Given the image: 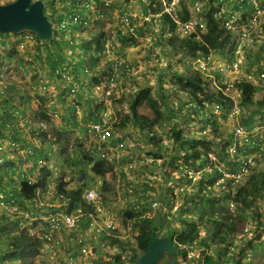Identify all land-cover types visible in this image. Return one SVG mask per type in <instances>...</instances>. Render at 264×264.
I'll return each mask as SVG.
<instances>
[{
    "label": "rangeland",
    "instance_id": "374dc122",
    "mask_svg": "<svg viewBox=\"0 0 264 264\" xmlns=\"http://www.w3.org/2000/svg\"><path fill=\"white\" fill-rule=\"evenodd\" d=\"M10 1L15 0H0V3L7 4V2ZM42 1L45 4L47 3L45 12L51 15V8L49 7L48 1ZM207 1L208 0H119L111 9L107 11L101 10V13L104 15L97 16L96 22L91 29L76 33V43L78 41V44L81 45L87 42H94L97 32L106 33L108 43L106 44L105 56L99 68L106 67L107 63H110L114 59L121 61L123 64L131 65L132 67L129 74L118 73V78L114 83L108 82L107 79L101 83L92 79L88 80V83H86V86L83 88L84 90L82 89L85 92V97H88L87 91H89L91 101L92 99L94 101V97H97L95 101L99 103L102 102L105 105L106 110L103 113H107L108 117L113 122V142L115 145H120L118 149H115L116 151L112 155V163L115 166L116 172L105 178L95 176L91 172L92 164L86 157H91L87 149L92 146L94 141L90 136H85V133L81 134L79 132L80 127L78 122L80 119L85 120L86 118H90L89 112L92 108V104L89 103L88 106L86 101H83L81 95L76 94L77 97L67 95V85L49 76L50 70L46 63L48 51L45 46H42L41 50H38L36 42L26 43L23 47L15 44L17 39L27 32H22L23 34H0V42H14L10 49L4 50L9 51L7 55L11 69L9 73L10 85H8L6 95L0 98V113H2L0 117H2L6 111L13 113L16 117L23 114V112L26 116H34L32 113L35 111L37 112L40 105L43 104V107H45L50 116V120L47 123L49 135L52 136V138H50L53 140L57 139L58 141L56 144H52V150H48L52 155L50 163L55 171H65L66 177L71 178L70 182L72 184L69 187L76 186L77 178L82 172L87 173L86 182L88 186L86 190L89 188H96L102 193L104 196L103 198H105L104 200L108 204L109 214L114 220L115 230H117L116 234L109 235L114 240L103 239V236L95 234L90 230H85L82 227L75 230H63L55 234L52 243L45 245L43 256L38 258L34 264H115V260L120 257L123 259V262L127 264L128 258L123 251V247L126 250L136 247L134 233L137 231L138 225H135V221L144 218L157 221L159 227L162 229V235L168 230L179 226L176 212L181 209L184 204L183 201L185 202V200L178 195L180 191L188 189L190 186L187 185L186 182H178L179 174L177 173V169L168 166L169 161H171L173 159L172 157L176 154H174L172 150L170 152L171 154H164L162 158L156 159L153 154V152H155V146L154 143L148 140V131H141L139 126L134 122H128V124L121 129L115 128L114 126L126 119L128 115L126 104L135 96L139 88L143 87L151 89L152 93L156 96L164 95L166 97V103L175 113L174 116H170V114L166 112L169 120L164 121L165 131L175 125L183 129L185 134L190 138L199 134L212 137L214 136V128H217L221 133V138H226L228 141H231L230 137L234 133L235 126L239 125L248 109H245V111L244 108L238 104L239 114L233 115L232 108L230 109L229 105L225 104L224 101L216 99V102L209 103V114L206 117L190 115L186 105H183L188 99L179 88L177 80L174 78V72L182 74L185 71V67L189 65V63H192L191 58L187 52H170L166 43H163L165 39L164 30L165 34L168 32L161 21L162 14H157L158 10L163 12L166 7L171 5L175 9L176 16L184 10H188L193 21L201 23L205 20V18H203L204 13L208 10ZM256 3L258 6H264V0H256ZM145 5L150 7L152 11H156L155 15L152 14L147 16L149 18L147 21L145 20ZM120 10L128 13L130 19L132 18L131 24L136 26L138 30L142 29L144 23H149V26L145 29L135 32L134 42L131 46L125 48L118 42L116 36V30L118 29L122 30L124 33L128 31L127 26L122 24ZM151 10H148V13H150ZM260 21L262 24L258 27L259 32L262 31L264 17ZM54 46L55 44L52 43L48 46V49L50 48L52 51L59 49V51L64 50L67 55L71 56L68 64L70 65L71 74L75 77L77 74L75 73L76 69L74 67H80L77 61L79 60V53H83L84 51H76V49L74 50L65 45L62 47L59 46L58 48ZM24 51L27 52L24 53ZM38 51H41V53ZM237 52H240V56L246 55L242 49H237ZM220 53L216 58L217 64L227 62L231 59L235 60L236 55L228 49ZM252 54V59L248 61V67L251 66V69L247 70V67L244 65H242L241 68V73H244V75L248 74L250 77L245 75L248 78L257 77V72L260 67L264 68V57L260 58V54L257 53V50ZM133 77L135 79H131ZM204 77L210 80L209 87L212 91H215L213 85H215L214 83L217 79L207 74H204ZM228 77L233 78L232 75H228ZM78 80L84 81L82 77H79ZM78 83V85H81L80 83L84 82L78 81ZM43 84H47V87H43ZM173 88L177 89L178 92H176V94L172 93ZM14 93L18 95L15 103L7 102L8 96ZM21 97H25L26 99L29 98L30 106L31 104L33 105L31 107L34 109L33 112L31 108H24L23 99H21ZM261 98L262 95L259 93L256 96V100H260ZM77 101L81 103L80 114L78 115L76 113V109L75 112L73 111L72 113L71 111V113H68L67 109L69 105H73L77 103ZM119 101L121 103H118ZM14 107H17V109ZM216 110L219 111L218 115L214 112ZM142 111L145 110L143 109ZM242 113H244V116H242ZM20 118L21 117H18V119ZM35 119H38L37 114H35ZM70 119L76 120V126L74 122H70ZM255 125L260 130L264 129V121H257ZM201 127L202 130L199 129ZM21 134L22 133L19 135ZM188 140L193 141L192 139ZM113 142H111V145ZM163 142L168 147L173 146V140L167 137H164ZM231 143L232 146L229 150L230 157L228 158L225 156V150L223 151L225 147L224 142L221 143V147L215 145L210 146L212 153L209 154V157L214 161V165L227 173L231 172L227 163L238 165L237 153L239 152V148L243 146L235 138ZM191 145L192 142H188L187 147ZM246 152H248L247 155L241 158L240 163L244 158L253 161L254 165L249 173H240L238 170L240 167L238 169L236 167L238 171L236 172L235 170V172L233 171L232 173H237L238 175L239 172L240 177H238L237 180L235 179L234 182L231 181L230 186L227 185V187L225 185V187H218V185L227 184V182H224L228 181L229 178L225 177L219 180L213 187L216 189L215 193H226L227 196L233 197L237 187H249L251 177L254 174H257V180L251 182L252 184L250 186L254 188V183H259L262 176L261 173L264 172V161L257 153L247 149ZM156 153L157 155H162L160 152ZM155 161L158 163V166L149 167ZM172 162H174L175 167L180 166V160H173ZM210 167L211 166L207 167V169H210ZM166 170L169 171L171 177L173 175V179H171V177H166ZM189 170H191V176L194 177L192 180L193 184L199 182V174L202 173V170L201 172H195V168H189ZM121 171L126 173L128 177L127 180L123 179ZM16 177H14L11 172H5V170L0 167L1 190L10 191L16 195L18 192L17 183H19ZM9 178L14 179L16 184L11 183ZM174 178L177 181H174ZM129 181L136 182V184L128 186ZM166 181H169V183ZM171 182H173V184H171ZM148 184L152 188L147 189L146 185ZM106 185L109 186V190H104V186ZM143 191H146L148 197L141 202L144 208L138 209L135 202L139 200ZM171 191L177 196L175 199L171 196ZM195 195L194 197L197 200L200 191H196ZM254 196L257 206L259 205L261 208L260 213H262V221L264 222V196H260L258 193ZM19 202L25 210L36 207L35 205L27 206L22 201ZM155 202L158 203L157 207L153 206ZM147 204L150 206L148 207ZM225 214L229 219L231 218L239 225L238 229L243 231L241 235L248 234L247 241H252L251 249L253 251L248 257V262L250 264H264V244H262V241H264V231L257 228L256 218H254L251 213H249L250 215L247 213V219L239 216L238 209L232 202H228ZM4 217L15 219L13 220L14 222L9 219L11 223H13L11 234L27 231L24 227L25 224H20L19 218L8 215L0 210V223H2ZM206 232L207 230L204 229L203 234ZM7 235L9 234H1L0 239L6 240L5 238ZM258 235H261V238H259ZM234 242L235 244L239 243L238 240H234ZM6 248L7 244L0 243L1 254L5 252ZM205 251L207 255H216L212 247ZM200 252L201 249L195 245L192 252H189L187 260L177 258L176 262L179 264H203L198 260L201 255ZM223 259L224 257H222L221 262L217 264H224L222 263V261H224ZM169 260L170 257L165 255L161 262L166 263Z\"/></svg>",
    "mask_w": 264,
    "mask_h": 264
},
{
    "label": "trees",
    "instance_id": "16d2710c",
    "mask_svg": "<svg viewBox=\"0 0 264 264\" xmlns=\"http://www.w3.org/2000/svg\"><path fill=\"white\" fill-rule=\"evenodd\" d=\"M14 1L7 2V4L12 3ZM220 0H208L207 8L208 10L204 13L203 22L200 24H204V31H201V26H198L196 33H193L191 36L181 37L178 34V22L184 24L193 20L191 18V14L188 10H184L182 13H179L177 19L175 20L170 15L165 12L157 11L161 13V21L165 25V29L168 32L165 34L164 30V42L166 43L168 49L172 53H180L187 52L191 58V62L189 65L185 67V71L182 74L178 72H174V78L177 80L179 88L186 95L187 101L183 103V105L187 107L190 115L196 117H206L209 113V103L216 102V99L224 101L225 104L230 106V109L234 106L235 101L229 98L224 89L226 85L222 82L223 90H215L209 87L210 80L204 77V73L198 69H196L194 63L198 59H207L211 56L212 60H217V56H219L220 52H223L227 49L232 50V52L236 51V42L238 41V37L233 35L230 30H227L226 27L222 25V22L218 19V12L221 11V7L219 6ZM226 5V12L231 11L230 16L237 12L240 15V20L242 23H246L254 12L257 11V7L259 10H264V6H257L253 3V0H224ZM146 17L149 15H155L156 11H152L150 7L146 6ZM148 10H151L148 13ZM123 13V10H121ZM153 12V13H152ZM47 14V13H46ZM49 17V15H48ZM264 17V15L260 18V20ZM229 18V16H228ZM130 19V17H129ZM132 18L130 19V21ZM261 23V21H260ZM262 24V23H261ZM260 24V25H261ZM259 25V26H260ZM149 23H144L142 27L143 30ZM258 26V27H259ZM256 29V32L258 30ZM69 29H73L74 31H79L78 27L70 26ZM138 28L135 29V32H139ZM57 31V30H56ZM55 31V32H56ZM255 32V33H256ZM253 34L254 43L252 46L247 43L242 47L244 53L246 54L245 59L247 62L252 59V53L257 50V53L260 54V58L264 57V23L262 26V31ZM23 34V33H22ZM57 36V32H56ZM116 36L118 42L122 45L123 48L129 47L135 40L134 34H123L122 30H116ZM37 39V48L41 50L42 46L47 48V67L50 70L49 76L54 77L60 82L64 84H68V90L66 91L69 96L83 95L85 92L83 91L84 86L88 83V80L99 81L100 83L107 78L111 77L114 72V63H107L106 67L102 68L100 66L101 61L103 60L106 53V44L108 43V39L105 32H97L95 34L94 42H87L83 45L78 44L77 48L83 52V56L79 53V61H81V65L79 68H76L75 80L77 82V90L73 95L71 94L72 86H70V82L64 79L62 76L57 75L56 71L59 67L67 66L70 68L68 64L70 57L65 53L64 50L52 51L48 46L52 43L55 44V48L59 46H67L64 41L60 43L53 38L52 40L42 43L36 35ZM50 45H49V44ZM41 53V51H38ZM221 54V53H220ZM41 58V57H40ZM242 61V59H241ZM188 64V63H187ZM247 70L251 69V66L248 67V64H245ZM132 70L131 65L122 64L119 66L117 73H126L129 74ZM264 74V68L259 69L257 72V77L259 79V85H254L251 81H248L245 75L248 74L240 73L238 78H243L239 81L240 84H237V87L241 91V98L238 99L239 105L247 110V113H242L244 116L239 123V126L245 128L247 131L252 132L256 125L257 121H264V79H260V76ZM79 77H82L83 80H78ZM223 81L224 79H230V77H225L224 75L219 76ZM131 79H135L134 77ZM79 82L81 85H78ZM109 81V80H108ZM174 82V81H173ZM238 82V81H237ZM99 83V84H100ZM43 87H47V84H43ZM83 89V90H82ZM83 91V92H82ZM177 89L173 88L172 93L176 94ZM182 93V94H183ZM262 95L260 100H256V96L258 94ZM6 95V94H5ZM3 97L0 94V98ZM18 95H9L7 102H14ZM77 97V96H76ZM94 101L97 97H94ZM220 98V99H219ZM23 99L24 108H31L29 98L21 97ZM166 97L164 95H154L152 90L149 88H139L137 93L131 100L128 101L127 108L128 110L127 117L118 125H115V128L121 129L124 128L128 122H134L139 126L141 131H148L149 136L148 140L151 143H154L155 152H153L156 159H160L164 156V154H171L170 152L173 150L174 155L171 161H169L168 166L170 168L177 169L178 182H186L190 187L188 189H184L180 191L179 197H183L185 202L183 201V206L179 209L177 213V219L179 226L177 228H172L168 230L163 235L172 234L176 241L177 251L174 254H163L159 259L158 264H179L176 262L177 258H181L183 260H187L189 252H192L195 245L201 249V255L198 258L199 261L203 264H217L220 263L222 257H224V264H250L248 262V257L252 253V241H247L248 234H242V230L238 229L239 225L235 223L231 218L227 217L225 214L228 202H232L236 205L238 209V215L243 218L248 217V214L251 213L254 218H256V224L258 229H262L264 231V222L262 221V213H260V206H257L255 194L264 196V172L261 173V179L259 183H254L255 187L252 188L250 185L251 182H255L257 180V174L252 175L249 187L241 186L237 187L233 197H229L224 194L215 193L216 189L213 187L219 181L224 179V173L221 169L214 165V161L209 157V154L212 153L211 145H215L221 147V143H225V156L228 158L230 147L232 146L231 141L235 138L234 133L231 135L230 140L228 141L226 138H221V133L217 128H214V136L207 137V135H195L193 137H188L184 130L173 126L169 128V130L165 131V120H169L168 115H175V113L171 110L168 104L165 101ZM93 101V99H92ZM80 105L79 101H77ZM6 103V102H5ZM118 103H121L120 101ZM77 103L73 105H69L68 111L75 112ZM17 109V107H14ZM13 108V109H14ZM94 113H92L94 119L91 122L97 123L100 120L102 113L106 110L105 105L102 102L96 101L93 105ZM145 111H142V110ZM245 110V111H246ZM69 113V112H68ZM38 119L41 121L49 122L50 116L43 104L40 105L38 111H35ZM244 114V115H243ZM26 116L23 114H20ZM19 116V115H18ZM16 118L13 113L6 111L2 117H0V128L2 130L6 129V124L10 123L11 125H16ZM74 118V117H73ZM82 121V120H81ZM70 122H74L75 126L77 124L75 119H70ZM82 122H88L83 120ZM80 122H78V125ZM202 130V127L199 128ZM16 140L21 138L19 135L21 132L18 128H13ZM166 132V133H164ZM48 134L49 131H48ZM262 140L261 145L264 147V129L261 130ZM164 137L173 140L172 147H168L164 142ZM253 137V136H252ZM251 137L252 140H255ZM52 138V136H51ZM47 136V134H43L41 140L45 143L47 150H52V144H56L57 139L53 140ZM188 139H192L190 141ZM260 137H257L259 140ZM188 142H192L190 147L188 146ZM246 147L239 148V152L237 153L238 165H232L231 163H227V166L230 168L231 172H235L236 167L239 168L240 160L243 156L247 155ZM248 150V149H247ZM222 151V153H223ZM250 151L257 153L260 158L264 161V151H260L259 148H253ZM156 152L162 153V155H157ZM88 159L91 162V172L98 177L105 178L108 175L114 174L116 172L115 166L112 162L103 160L100 158L89 157ZM46 166L41 169L40 174L36 179L29 180L26 178H21L20 175H17L15 170L12 168L14 166L13 163L8 162L3 167H1L5 172H11L12 175L19 179V183H17V188L19 189L16 193L15 197L18 201L26 200V201H34L38 198V192L47 185V180L50 175L53 174L54 168H50L49 164H51L52 156L47 157ZM173 160H180V166L175 167ZM124 162V161H122ZM152 164V163H151ZM165 165V164H164ZM158 166V163L155 161L149 167ZM210 169H207V167ZM148 167V165H147ZM148 167V168H149ZM189 168H195V172H201L199 174V182L193 184L192 180L194 177L191 176V170ZM204 170V171H203ZM238 170H236L237 172ZM122 172L123 179L127 180L128 177L126 173ZM166 172V177L170 178V173L168 170ZM87 173L82 172V174L77 178L76 186L69 187L72 183L64 181V177H66L65 171H60V177L58 179L57 184V192L59 195H64L69 202V213H71L78 205L83 208L85 216L80 220V224L78 228H84L85 230H89V223L93 215H95V209L92 205L88 204L85 200V192L87 188ZM259 176V175H258ZM10 182L16 184L14 179L9 178ZM173 179V175L171 177ZM227 180V179H225ZM174 181H177L174 178ZM229 181V183H228ZM227 184L218 185L221 186H230L231 181L234 182L233 179H228ZM169 183V181H166ZM136 184V182H128V186ZM173 184V182H171ZM224 186V187H225ZM147 189L152 188L149 184L146 185ZM104 190H109V186H104ZM200 191L199 197H194L195 192ZM172 192V191H171ZM198 195V193H197ZM171 196L175 199L177 196L174 192L171 193ZM196 196V195H195ZM104 197V196H102ZM146 191H143V194L140 196L139 200L135 202L138 209H143L144 207L141 202L147 199ZM205 197V198H204ZM105 199V198H104ZM34 205V204H33ZM32 205V206H33ZM149 207L150 205L147 204ZM248 213V214H247ZM250 215V214H249ZM176 218V216H175ZM174 218V219H175ZM15 220L14 218L4 217L2 219V223H0V235L1 234H9L5 238L6 240L0 239L1 244H7V248L4 253H0V264H34L35 261L43 256V249L45 244L43 241L36 237H31L27 232H21L16 234H11V221ZM175 221V220H174ZM14 222V221H13ZM138 225L137 231L134 233V239L136 241V247L130 250H126L123 247V251L127 255V264L136 263L147 251L151 242L155 239L156 236L161 235L162 229L159 227V223L154 221L153 219L144 218L135 221V225ZM206 229L207 232L203 234V230ZM95 234H98L94 232ZM108 233L116 234L117 230L115 228L110 232L106 231V234H102L103 239L106 240H114ZM261 238V235H258ZM234 240H238V244H235ZM264 244V241H262ZM213 248L216 252V255H207V249ZM232 247V249H231ZM168 255L170 260L166 263L161 262L163 260V256ZM115 264H125L123 259L117 258L115 260Z\"/></svg>",
    "mask_w": 264,
    "mask_h": 264
},
{
    "label": "built area",
    "instance_id": "2783aa9c",
    "mask_svg": "<svg viewBox=\"0 0 264 264\" xmlns=\"http://www.w3.org/2000/svg\"><path fill=\"white\" fill-rule=\"evenodd\" d=\"M49 7L51 8V15L49 20L53 24L54 37L59 43L64 41L68 47L73 48L76 51H81L77 48L78 41L76 43V33L79 31H87L91 29L97 19V16H103L101 10L107 11L111 9L114 4L119 0H47ZM256 3V0H253ZM45 4V3H44ZM47 3L45 4V8ZM219 6L222 8L218 12V19L222 22V25L230 30L234 37L237 36L239 39L236 42L237 49L241 50L242 47L247 43L252 46L254 43L253 34L256 32L257 27L261 24L260 18L264 15V10H259L252 14V17L244 24L240 20V15L234 12L231 16V11L228 14L225 10L226 5L224 0H220ZM258 6V5H257ZM100 12V13H99ZM121 12V10H120ZM170 15L175 20L177 16L173 6H168L163 11ZM48 16V14H47ZM229 16V18H228ZM122 24H125L128 31L123 34H135L136 26L131 24L129 15L126 11L121 12ZM145 20H149L148 17ZM70 26L78 27L79 31L69 29ZM198 26H201V31H204V24H200L196 21L190 20L187 23L178 22V34L181 37H187L196 33ZM57 30V31H56ZM57 36H56V32ZM17 39V46L23 47L24 44L30 42H36V34L28 32ZM43 43V42H42ZM45 43V42H44ZM14 42L2 43L0 42V94L5 95L10 85V69L7 52L5 49H10ZM27 51H24L26 53ZM83 53H81L82 55ZM123 63L116 60L114 63V72L111 77L107 78L108 82L114 83L118 78L117 70ZM245 64V60H229L224 63L217 64L216 60H212L211 56L207 59H198L194 63L196 68L202 71L204 74L212 75L216 78V87L218 90L222 89V82L226 85L224 92L225 94L235 101L232 107L233 115L239 114V102L241 91L237 87L240 84L241 79L238 78L241 73L242 65ZM57 75L62 76L68 82L72 84L71 94L76 93L77 82L75 77L71 74V69L67 66L59 67L56 71ZM220 75L228 77L232 75L233 78L220 79ZM250 77V76H249ZM239 79V80H238ZM260 79H264V74L260 76ZM255 85H259V79L257 77L247 78ZM238 81V82H237ZM46 88V87H45ZM2 98V97H1ZM32 112L34 111L31 108ZM81 112V106L76 105V113L79 115ZM216 115L219 111H214ZM2 114V113H0ZM34 116H23L20 115V119H16V125L6 124V129L0 128V167H3L8 162L14 164L12 167L17 175L21 178L29 180H35L47 164V157H51V152H48L45 143L41 140L43 134H48V124L40 119H35V112L32 113ZM16 117V116H15ZM85 130V134L93 139L94 143L89 147L88 152L91 157L100 158L112 162L113 154L120 145H111L113 142V122L108 117L107 113H102L100 120L97 123L94 122H82L79 124ZM18 128L22 133L19 140H16V135L13 128ZM235 139L248 150L253 148H259L260 151H264L263 145H261L262 134L261 130L257 127L249 132L241 126H235L234 128ZM253 136V137H252ZM251 137L255 140H252ZM257 137H260L257 140ZM21 141V142H20ZM28 142V143H25ZM254 163L250 159L244 158L239 167L240 173H249ZM224 173V177L234 178L237 180L240 177L239 172L237 173ZM60 177L59 171H53V174L47 180V185L44 189L38 192V198L32 201L23 200L27 206H36L35 208L24 209L15 195L6 190H1L0 187V210L7 213L8 215L16 216L20 219V224H25L27 233L31 237H36L44 242V244H50L54 241L56 233L62 232L63 230H75L80 224V220L85 216L83 208L78 205L71 213H69V202L64 195H59L57 192L58 179ZM64 181L70 182V177H64ZM102 193L96 188H89L85 192V200L88 204L92 205L95 209V215L90 220L89 230L96 232L98 235L106 234V231L110 232L115 228L114 220L109 214V208L107 202L102 197ZM154 207L158 206V203L153 204ZM40 223V224H39ZM110 235V233H108Z\"/></svg>",
    "mask_w": 264,
    "mask_h": 264
},
{
    "label": "water",
    "instance_id": "95a60500",
    "mask_svg": "<svg viewBox=\"0 0 264 264\" xmlns=\"http://www.w3.org/2000/svg\"><path fill=\"white\" fill-rule=\"evenodd\" d=\"M33 32L41 42L54 37V28L45 12L42 0H15L9 4L0 3V34ZM176 241L172 234L158 235L145 254L134 264H158L163 254H174Z\"/></svg>",
    "mask_w": 264,
    "mask_h": 264
},
{
    "label": "crops",
    "instance_id": "0c3cea01",
    "mask_svg": "<svg viewBox=\"0 0 264 264\" xmlns=\"http://www.w3.org/2000/svg\"><path fill=\"white\" fill-rule=\"evenodd\" d=\"M72 52V51H71ZM72 54V53H71ZM117 60V59H116ZM115 59L114 60H112L110 63H113V62H115L116 61ZM77 63H78V65L81 63V61H77ZM248 64V63H247ZM81 65V64H80ZM65 85H68V84H65ZM70 86H72V84H70ZM88 89H90V88H88ZM67 90H68V88H67ZM87 95H88V97H85L84 96V94L82 95V99H83V101H86V103L88 104V106H89V103H91L92 104V108H91V110H90V118H86L85 119V121H88V120H91V121H93V119H94V117H93V115H92V113H94L93 111H94V108H93V105H94V103L96 102V101H91V96H90V92L89 91H87ZM93 97V96H92ZM80 102V101H79ZM78 103V102H77ZM81 104V103H80ZM33 105L31 104V107H32ZM81 106V105H80ZM89 108V107H88ZM67 112H69V113H71V111H68L67 110ZM73 116V115H72ZM81 121V119L79 120V122ZM83 121V120H82ZM88 122H90V121H88ZM79 127H80V133L81 134H84L85 133V130H84V128H82L80 125H79ZM85 136H88L87 134H85ZM85 139H86V137H85ZM112 145H114V142H113V144ZM50 168H52L53 169V166H52V164H50V166H49ZM54 171H55V169H54ZM19 180V179H18ZM19 190V189H18Z\"/></svg>",
    "mask_w": 264,
    "mask_h": 264
},
{
    "label": "clouds",
    "instance_id": "9594fccd",
    "mask_svg": "<svg viewBox=\"0 0 264 264\" xmlns=\"http://www.w3.org/2000/svg\"><path fill=\"white\" fill-rule=\"evenodd\" d=\"M229 49H230V48H229ZM229 49H228V50H229ZM225 51H227V50H225ZM229 51H232V50H229ZM234 54L236 55V56H235V60H237V61H241V59H242V61L245 60V59H247L245 55H241V56H240V52H237V49H236V51H234ZM231 60H233V59H231ZM247 63H248V62L245 60V64H247ZM245 64H244V65H245ZM213 78H214V77H213ZM257 78H258V77H257ZM210 79H212V78H210ZM258 81H259V80H258ZM214 84H215V85H213V88H214L215 90H216V89L218 90V88L216 87V81H215ZM254 85H255V84H254ZM238 170H239V169H238ZM229 172H230V171H229ZM230 173H232V172H230ZM229 179H232V178H229ZM233 180H235V179H233Z\"/></svg>",
    "mask_w": 264,
    "mask_h": 264
}]
</instances>
